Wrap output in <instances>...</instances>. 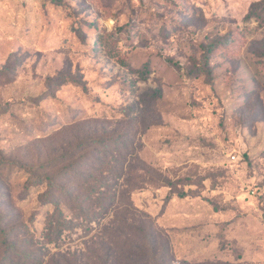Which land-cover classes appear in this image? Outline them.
I'll list each match as a JSON object with an SVG mask.
<instances>
[{
	"label": "rangeland",
	"instance_id": "1",
	"mask_svg": "<svg viewBox=\"0 0 264 264\" xmlns=\"http://www.w3.org/2000/svg\"><path fill=\"white\" fill-rule=\"evenodd\" d=\"M4 67L0 264H264V0H0Z\"/></svg>",
	"mask_w": 264,
	"mask_h": 264
},
{
	"label": "trees",
	"instance_id": "2",
	"mask_svg": "<svg viewBox=\"0 0 264 264\" xmlns=\"http://www.w3.org/2000/svg\"><path fill=\"white\" fill-rule=\"evenodd\" d=\"M6 70H8L6 67L1 68L0 69V75H2ZM56 179H57L56 175H53V176H50L49 174H46L43 176L39 175L37 177V180L34 181V184L46 183L48 185V188L46 191H44L42 193V196H44L46 199L50 200L53 196V190H54V187L56 184ZM57 210H59L62 213L61 209L58 208ZM52 215H55V213H52ZM51 216H50L48 223H47L46 232L44 233V235H42V237H44V239L48 243L56 242L58 240V238L61 236V233L63 232V230L65 228H67L65 221L53 220V219H51ZM39 264H41V262H39Z\"/></svg>",
	"mask_w": 264,
	"mask_h": 264
}]
</instances>
